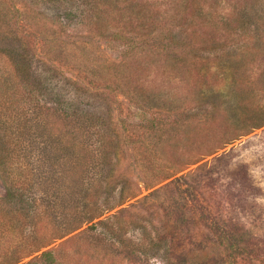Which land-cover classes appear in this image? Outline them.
<instances>
[{
  "label": "rangeland",
  "instance_id": "374dc122",
  "mask_svg": "<svg viewBox=\"0 0 264 264\" xmlns=\"http://www.w3.org/2000/svg\"><path fill=\"white\" fill-rule=\"evenodd\" d=\"M148 1L160 25L158 33L169 31L172 17L182 15L180 4L183 0H178V9L176 5H170L168 12L158 6L165 0ZM219 1V7L215 9L219 18L232 11L237 19L254 17L250 19V31L264 34V0ZM144 2L146 4L147 0ZM61 3L62 0L55 3L49 0H0V95L2 90L10 92L5 100L7 103L0 107V113L22 117L21 124L12 126V133L17 134L16 140H25L28 147L26 155H22V159L16 158L15 162L24 163L30 169L38 168L34 174L45 180L56 178V172L66 171L64 174L69 176V160L61 159V155L59 159L52 150L55 146L61 147L58 137L70 147L72 127L63 128L64 125L59 123L62 132L58 133L48 118L55 113V100L61 96V100L73 103L87 117L103 119L106 129L116 133L122 154L114 174L126 184L127 196L134 194L137 197L122 206L125 208L135 203L122 214L123 220L130 219L132 226L119 237L125 244L114 238L120 252L117 255L113 247L115 258L107 256L105 247H95L98 239L103 240L99 237L103 228L90 233L87 227L83 229L86 231L82 238L78 233L83 230L57 243V256L80 259L83 264H177L175 258L179 254L178 257L187 264H264V45L248 46L240 31L232 35L212 33L208 40L202 31L197 46L199 50L185 47L175 52L184 68V72L178 75L170 65L175 60L172 58L175 55L168 53L172 49L158 53L146 39L143 46H137L125 59L124 50H121L123 45L113 39L119 29L108 25L91 28L87 19L80 23L81 20L75 18L65 26L62 17L66 8ZM172 22L173 28L180 24L179 21ZM233 26L236 28L237 23ZM128 32L126 35H142L139 34L142 31ZM263 39L264 36L260 42L264 43ZM252 55L254 62L249 63ZM15 64H23L27 76L20 77ZM194 66L196 69L191 74L189 68ZM233 75L238 82L233 92L238 96L235 100L241 102L238 105H234L235 100L232 102L231 95L225 93ZM19 78H28V90ZM2 100L0 96V102L4 104ZM208 101H216L221 109L215 120L206 118L203 113V110L207 111ZM200 105L203 110L196 109ZM239 105L244 118L237 123L234 121L237 112L230 109L234 106L237 110ZM157 110L169 114L171 122L179 119L181 143L174 141L177 131L172 123L171 132L164 135L157 148L151 149L158 140V133L145 130L141 118L144 113L152 116ZM39 114L42 120L49 119V133L41 127L42 122L32 121ZM187 114H195L198 121L187 119ZM240 134L244 136L238 137ZM232 138L237 139L217 154L199 164L186 166L201 160L213 146L220 147ZM45 145L50 146L48 153L44 151ZM217 157L221 159L213 161ZM232 169L243 173L242 178L251 177L256 182L255 187H250L246 194L229 188L225 183L228 171ZM170 173L174 177L164 180V175ZM179 178L183 179L176 182ZM45 182L37 188L48 190L50 183ZM185 184L199 187L201 200L205 204L209 202L207 205L214 209L212 216L221 218V223L232 220L238 248L231 251L220 245L212 230L192 216L194 208L177 190V186ZM121 189L122 186L112 194L111 200L119 201ZM5 194L6 185L0 172V204L2 209L9 210V205L3 202ZM234 197L242 198L244 208L249 210L246 215H236L239 208L234 212L231 210L228 201ZM63 208L66 216L68 204ZM252 212L254 216L250 219ZM178 222L181 228H189L186 225L189 223L191 241L182 239L190 234L186 230L177 232ZM142 223L146 225L135 227ZM41 224L33 221L25 226L22 232L26 239L22 241L30 243L35 237L34 230H40V238L44 234ZM31 231L34 237L28 240ZM15 232L13 236L9 234V237L2 238L3 245L19 242V233ZM174 240L175 246L171 244ZM109 241L105 244L110 245L112 241ZM126 245L129 250L133 248L138 252L143 247L145 253L131 257L128 249L123 252Z\"/></svg>",
  "mask_w": 264,
  "mask_h": 264
},
{
  "label": "trees",
  "instance_id": "16d2710c",
  "mask_svg": "<svg viewBox=\"0 0 264 264\" xmlns=\"http://www.w3.org/2000/svg\"><path fill=\"white\" fill-rule=\"evenodd\" d=\"M49 1L52 3L59 2V0ZM62 1L63 3L61 4H64V8H66L65 14L62 17L65 20V23L62 24L65 26H68L67 23L72 22L75 18L81 20L80 23L87 19L91 28L97 25H108L110 27L113 26L115 30L119 29L117 33L113 34V39L123 45L121 50H124L122 53L125 59L132 55L131 53L137 46H143L146 39L149 40L148 43L158 53H165V51L172 49L173 51L168 53H173L175 56L172 58H175V60L171 61L170 65L172 70L178 75L184 72V68L181 67L183 64L181 58L177 57L175 52L182 51L185 47H196L199 50L197 46L201 41L202 31H204L203 36L207 40L212 33L223 32L224 34L232 35L240 31L244 34L245 41L249 44L248 46H253L254 44L257 47L264 45L263 41L260 42L264 34H261L262 32L260 31L257 33L250 31V25L252 24L250 19L254 17L246 20L244 19L245 17L237 19L233 13L234 11H232L230 14L219 18L220 16H217L218 13L215 11L219 7L218 2H221L219 0H183V3L181 2L182 4H180V7L183 9L181 10L182 15L179 16L178 14L176 15L177 17L173 16L171 19L174 22L179 21V26L173 28L172 24L174 23L171 21L172 28L166 33H158L160 25L156 19L152 4L148 0L146 4L144 0ZM178 3V0L177 2L176 0H165V2H160L158 6L167 11V9L171 10L170 5H176V9H178ZM234 23H237L236 28L233 26ZM129 30H132L134 33L142 31L139 33L142 35L140 37H135L136 34L126 35L129 33ZM251 59L249 63L254 62V55H252ZM16 66L19 68L20 77L27 76V69L24 68L23 64H17ZM195 69V66L193 69L189 68L191 74L194 73ZM21 80L23 82L22 86L28 90V86L30 85L28 78ZM237 83V79L233 75L229 86L227 85L225 89V93L228 96L231 95L232 102L238 98L237 95H233ZM32 90L34 91L35 89ZM9 95L10 92L1 91L0 96L4 104L0 102V107L7 103L5 100L9 98ZM60 98L61 96L56 98L55 103L57 104V108L53 109L55 113L48 118L52 121V128H56L58 133L62 132L58 127L59 123L64 125L63 128L72 127L71 138L73 140L70 142V147H68L64 144V139L58 137L61 147L57 146V148L55 146L54 150H51L56 152L58 158L61 155V159L69 160L68 165L70 169L67 171L69 176L64 174L66 171L63 173L56 172V178L45 180L34 174L38 168L30 169L24 163L17 164L15 159H20L28 150L26 141H22V139V142L19 139L16 140L17 134L12 133L14 131L12 126L16 123L21 124L22 117L0 113V172L6 185V194L3 202L9 205V210H6L2 209V204H0V264H83L80 259L70 258L69 256H61L59 258L57 256V243L83 230L85 227H87L86 230L90 233L103 228V232L99 236L103 237V240L98 239L95 247H105L104 251H106L107 256L115 258L116 252L117 255L120 252L116 248V240L114 238L117 237L121 244H125L119 237H121V233L125 229L132 226L130 219L123 220L122 214L127 213L128 209L133 208L135 203L125 208H122V206L128 203V201L136 199L137 196L134 194L127 196L125 193V190H127L126 184H123L119 175L116 176L114 174L116 172L115 166L119 161L120 154H122L120 139L113 130L110 128L106 129L107 126L103 119H96L92 116L87 117L73 103L68 102L66 99L61 100ZM233 103L234 105H238L241 102L235 100ZM206 104L211 110L205 107L207 110L205 111L201 108V105L197 106L196 109L203 110V113L207 115L206 118L211 117L215 120L216 116L219 115L218 111H221V109L218 107L216 101H208ZM239 107L241 106H237V110L234 106L230 109L237 112L236 119L234 120L237 123L242 122L244 118L241 114L243 111ZM243 109L246 111L244 104ZM186 117L192 122L198 121V117L195 114ZM48 118H43L42 120L41 114H39L32 121L39 124L42 122L41 127L49 133L50 122ZM178 120L176 119V121L173 120L174 122H171V116L165 112L161 113L160 110H157V113L152 116L148 112L144 113L141 118L143 128L149 132L155 130L158 133V140L151 149L157 148L159 143L164 140V135L171 132L172 123L174 124V130L178 133H175L174 138L176 140L174 141L181 143L182 135L180 134H182V130L178 127L180 124ZM241 136H244V134H240L238 137ZM236 139H227L220 147L213 146L209 152L202 156L201 160L190 162L186 166L190 167L201 163L205 158L217 154L219 150L225 148L224 146L231 144ZM45 146L44 151L48 153L47 149L50 146ZM147 148L149 147L147 146ZM64 151L67 152L65 153ZM220 159L221 157H217L213 161H219ZM240 175H243V173H239L235 169L228 171L225 184L231 189L239 190L241 194H246L250 187H255L256 182L251 177L250 179L248 177L242 178ZM173 177L171 173L166 174L164 175V180H169ZM182 179L179 178L176 182H180ZM45 181L50 183V188L44 191L38 189L37 186ZM212 182L214 183V180ZM177 184L179 185L180 183ZM120 186L123 189L120 190L119 201L115 202L111 200V196ZM177 190L180 194L183 193L182 197L186 196V202L194 208L192 216L196 217L201 223L204 222L212 230L211 232L218 238L220 245L229 248L231 251L238 248V243L233 233L234 230L232 229V220L221 223V218L212 216L214 209L207 205L209 202L205 204L201 200V194L197 185L185 184V186H177ZM228 202L233 212L239 208L235 212L236 215H246L249 211L244 208L241 197L231 198ZM65 204H68L66 216L64 212L65 208H63ZM61 209L63 212H60ZM229 213L230 209L227 211V214ZM253 216L254 213L252 212L250 219ZM33 221H37L38 224L42 222L41 226H43L42 231L44 234L39 238L40 230L38 232L34 230V237L31 231L28 240L34 237L32 241L30 243L23 242L22 239L26 238L22 229H25V226L29 224L31 225ZM189 221L190 219L187 218V222ZM10 224L13 226L8 230ZM143 225H146V223L137 224L135 227H143ZM186 225L189 228L183 226L181 228L178 222L176 225L177 232L180 233L186 230L190 234L187 237H182V239L188 238L190 240L192 239L191 227L189 223ZM15 230L19 233V242L14 241L8 245H3L2 238L9 237V234L11 236L15 235ZM86 230L78 233L81 234L79 235L81 238ZM79 236L77 239H79ZM107 241L111 244H105ZM174 242L175 240L171 244ZM173 246L175 245L173 244ZM113 247H115L116 252L113 250ZM125 249L129 250L128 245L124 247L123 252L126 251ZM131 249L128 251L131 257L145 253L143 247H141L140 252L133 248ZM178 256L175 258L177 264H187L182 257ZM111 261L114 263L112 258Z\"/></svg>",
  "mask_w": 264,
  "mask_h": 264
}]
</instances>
